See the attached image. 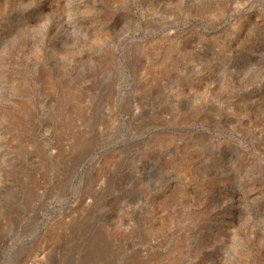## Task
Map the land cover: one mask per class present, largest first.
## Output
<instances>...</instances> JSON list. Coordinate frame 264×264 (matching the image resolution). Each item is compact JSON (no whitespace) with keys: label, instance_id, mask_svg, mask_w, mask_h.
<instances>
[{"label":"rangeland","instance_id":"1","mask_svg":"<svg viewBox=\"0 0 264 264\" xmlns=\"http://www.w3.org/2000/svg\"><path fill=\"white\" fill-rule=\"evenodd\" d=\"M0 264H264V0H0Z\"/></svg>","mask_w":264,"mask_h":264}]
</instances>
